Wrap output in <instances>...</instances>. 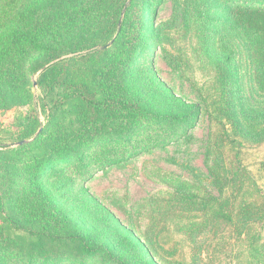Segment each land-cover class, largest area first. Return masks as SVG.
Returning <instances> with one entry per match:
<instances>
[{"label":"rangeland","instance_id":"obj_1","mask_svg":"<svg viewBox=\"0 0 264 264\" xmlns=\"http://www.w3.org/2000/svg\"><path fill=\"white\" fill-rule=\"evenodd\" d=\"M89 1L96 0L75 4ZM100 1H105L104 10L91 16L103 22L96 23L87 39L95 46L119 26L130 0ZM144 4L145 30L135 62L140 93L123 85L120 89L129 101L150 110L181 118L198 108L197 115L189 127L149 123L126 145L110 140L56 164L41 188L66 220L52 215L44 202L40 212L45 209L46 219L39 224L54 235L79 227L110 246L120 264H264V205L260 209L252 204L249 180L254 175L244 167L264 160V144L239 149L223 144L219 120L210 113L220 99L218 79L225 67L230 77L227 100L239 130L256 140L264 136V91L256 85L264 33L249 29L245 21L230 25L221 14L222 0ZM114 49L111 42L90 54L91 48L82 47L52 61L76 58L61 88L74 85L97 99L100 88L87 78L105 50ZM45 67L31 79V105L0 109V146L15 148L27 142L21 139L34 115L41 124L37 134L47 124L49 110L60 97L46 86H36ZM56 124L63 126L58 135L69 127L61 118ZM237 151L239 162L234 158ZM0 171V197L18 198L26 181L8 168ZM259 189L264 193V182ZM37 195L27 193L24 207L37 209ZM218 210L227 214L225 219ZM4 211L0 210V226L18 230L23 237L32 235L23 230V223L6 215L7 208ZM11 243L15 246L20 240ZM6 254L9 264L21 260L14 251ZM53 259V264H116L75 259L67 250Z\"/></svg>","mask_w":264,"mask_h":264},{"label":"trees","instance_id":"obj_2","mask_svg":"<svg viewBox=\"0 0 264 264\" xmlns=\"http://www.w3.org/2000/svg\"><path fill=\"white\" fill-rule=\"evenodd\" d=\"M78 1L0 0V109L31 105L34 99L31 79L45 66L36 86H46L51 93L56 92L60 97L59 102L54 104V109L49 110L47 117L50 118L38 134L41 124L34 115L27 124L29 126L24 133L25 139H21L27 142L15 148L0 146V168H8L27 183L18 198L0 197V210L6 211L7 208L6 215H10L17 223H23V230L32 234L23 237L18 230L0 226V264H9L7 251H14L13 255L21 257L17 264H53V256L66 250L75 259L98 258L109 260L107 263L120 264L110 246L96 241L92 234L79 227L71 225L66 235H54L39 224L45 222V209L48 208L52 215L57 213L66 220L53 203L47 200L46 192L41 188L42 183L56 164L79 155L82 151L91 150L93 146L110 140L126 145L142 125L149 123L189 127L197 115L198 108L181 118L167 112L150 110L145 105L129 101L125 90L120 89L123 85L126 90L140 93L135 62L142 49L141 39L145 30L144 0H130L124 7V16L119 26L115 25L110 36L99 40L98 47H105L111 42L115 49L105 50L87 78L91 84L100 88L98 98H88L86 93L80 92L74 85L63 90L61 87L68 68L76 58L50 63L64 54L79 52L82 47L91 48L89 54L97 51L96 44L87 39L96 23L103 22L91 14L104 10L105 1L96 0L76 5L75 2ZM221 12L230 25L236 26L245 21L249 29L254 28V31L264 33V0H222ZM253 17L257 19H252ZM100 31L99 28L98 33ZM257 56H261L263 64L258 68L256 85L264 91V49ZM222 69L225 72L218 79L220 99L213 103L210 112L219 120L220 140L223 144L237 145V149L246 144H264V136L256 140L249 138L248 134L242 135L239 130L227 100L230 77L226 68ZM57 118L68 121L69 127L62 135L57 134L63 127L56 124ZM257 151L252 152L256 154ZM234 158L239 162L238 151ZM262 160L257 162L256 159L254 163H245L244 166L249 173L262 179L257 181L253 176L249 180V194L255 198L252 204H257L260 209L264 205V193L259 189V183L264 182ZM33 191L38 194L35 200L39 207L31 210L24 206L27 193ZM44 202V212H40ZM217 202L221 203L219 200ZM216 213H220L218 216L224 219L227 216L222 210ZM259 216L262 218V214ZM16 239L20 243L14 246L11 242Z\"/></svg>","mask_w":264,"mask_h":264}]
</instances>
